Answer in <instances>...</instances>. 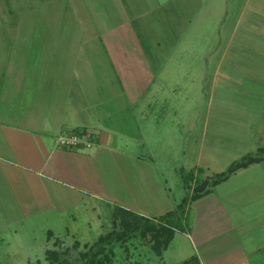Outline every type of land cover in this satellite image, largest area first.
I'll return each mask as SVG.
<instances>
[{"label":"crops","instance_id":"obj_1","mask_svg":"<svg viewBox=\"0 0 264 264\" xmlns=\"http://www.w3.org/2000/svg\"><path fill=\"white\" fill-rule=\"evenodd\" d=\"M111 2L107 14L94 11L99 28L72 32L91 42L107 37L109 27L126 28L122 35L132 45H100L104 62L82 63L75 45L62 48L67 62L9 61L0 101L4 94L14 111L24 97L25 109L7 120L0 112V205L28 221L88 200L155 219L185 202L184 229H174L158 264L192 257L200 264H252V233L264 230V156L196 199L177 193L190 170L221 172L264 145V0H140L133 13L124 0ZM112 19L116 25L101 22ZM135 20L137 28L130 25ZM150 22L152 38L139 43ZM96 44L88 46L92 53ZM22 69L34 71L33 78ZM210 75L208 106L215 98L219 107L207 108L203 119L178 110L176 86L180 99L192 98L190 85ZM51 85L68 88L44 98ZM80 129L93 133L89 148L56 145L58 134ZM53 233L47 227L44 234Z\"/></svg>","mask_w":264,"mask_h":264},{"label":"rangeland","instance_id":"obj_2","mask_svg":"<svg viewBox=\"0 0 264 264\" xmlns=\"http://www.w3.org/2000/svg\"><path fill=\"white\" fill-rule=\"evenodd\" d=\"M108 2L112 4L110 0H0V85L3 87L7 81L3 75L10 60H17L22 64L26 60L67 62L68 56L62 54V48L68 49L75 45L81 47V49L79 48V57H81L82 63H100L105 61L104 54L99 52L100 45L112 43L117 48H128L127 46L132 45L128 36L122 35V30L124 31L126 28L110 29L109 25L115 24L113 19L107 22L101 21L109 27V32L106 33L107 37L101 36L100 39H93L90 42L87 36L83 34L76 36V33H72L80 30L81 33L86 34V32H90L91 27L93 30L99 28L100 26H97L96 19H94V11L98 15L107 14ZM124 7H128L130 13L138 11L140 0H124ZM116 8L120 11L118 6ZM140 24L139 20L130 23L134 28ZM152 24L153 22H150L148 25L145 37H137L139 43H146L147 39L145 38H152L151 33L155 30ZM25 42H27L26 47ZM92 43L97 45V53H92L93 51L89 50L88 46ZM22 71L29 74L28 77L32 75L33 78L34 71L29 69H22ZM104 71L101 68L96 70V77L100 83H104ZM251 71L257 70L252 69ZM195 80L197 81V79ZM196 81L190 85L192 91L189 93L192 98L186 96L187 98L180 99L179 89L181 87L176 86L178 88L176 107L178 110H192L195 112L194 114L197 113L196 115L202 117L207 108L216 110L219 107V102L214 98L211 106L210 104L208 106L211 75L206 82L203 78L204 84ZM100 86L102 84H98V87ZM63 87L64 89L68 88V86L62 85L48 86V90L42 95L43 97L49 95L50 98H53L54 95L51 94L53 90L61 91ZM225 87L229 89L232 88V85ZM1 94L3 93L1 92ZM27 97L29 98V96ZM3 98L4 94L1 95L0 101L2 120H7L12 117L13 113L25 109V104L20 103V100L25 103L24 97L16 98L18 107L14 111L15 105H12V101L2 100ZM32 101L35 102V105L39 104V101ZM49 109L50 107L47 110ZM10 113L11 116H9ZM44 113L49 114L48 111H44ZM249 152L248 154L254 153L257 157H263L264 145L255 150H249ZM190 173L200 177L201 180H209L217 172L203 167L201 172L195 168L190 170ZM180 179L179 177L178 184L181 182ZM194 183V180L184 182V188H180L178 193L176 192L177 195L184 191L188 198L192 188L196 185ZM6 201H10V198ZM5 205H0V264H49L46 260V250L49 249L57 250L60 253L58 264H85V254H92V250L95 260L102 264H158L159 262L157 256L159 254L153 249L155 234L151 230L145 229L143 220L139 221L134 215L122 214L118 210L119 208L88 200L84 204L80 203V205L71 207L66 212L49 214L48 219L36 214L33 220L28 221L12 205L7 203ZM248 221L249 224L256 223L253 218H249ZM47 227L54 232L51 235L48 234V237L44 234ZM130 230L131 233H129ZM112 232L118 233V235H114L108 242L104 241L99 244L101 239L108 237V234ZM257 234L252 233L254 240L250 242L253 248V252H251L252 264H264V244L255 242V239L260 240L259 236L264 237V230L259 232V236ZM260 253L263 256L257 255ZM254 256L258 259H255Z\"/></svg>","mask_w":264,"mask_h":264},{"label":"trees","instance_id":"obj_3","mask_svg":"<svg viewBox=\"0 0 264 264\" xmlns=\"http://www.w3.org/2000/svg\"><path fill=\"white\" fill-rule=\"evenodd\" d=\"M262 157H257L256 154H246L242 156L241 158L233 161L228 165V167L221 171L214 174L209 180L202 179L200 177L194 176L193 173L187 174L184 176V182L187 183L189 180H194L195 187L192 188L191 193L189 195V198L196 199L204 194H206L212 185L221 182L225 180L230 174L235 172L236 170L246 167L250 165L251 163H255L257 161H260ZM198 172H201L203 170L202 167L196 168ZM117 208V207H115ZM118 209V208H117ZM122 214L127 215H134L139 221L143 220L145 229L151 230L154 235V244L153 249L157 254H159L162 249L167 245L169 240L172 237L173 231L175 228L178 229H184L182 220L184 218V210H183V204L165 214H162L158 216L155 219H149L146 217H143L138 214H134L128 211H125L121 208L118 209ZM129 222V218H128ZM126 221V223L128 224ZM129 226H131L129 224ZM131 233V230L129 231ZM114 235H118V233H110L108 234V237H105L104 239H101L102 241L99 242V244H102L104 241H109L113 238ZM119 237H122L119 235ZM60 253L57 250H46V260L49 264H58L60 261ZM85 264H102V262H97L94 257V252L92 250V254L89 255V253L85 254ZM178 264H200L199 261L192 257L188 260H185Z\"/></svg>","mask_w":264,"mask_h":264},{"label":"built area","instance_id":"obj_4","mask_svg":"<svg viewBox=\"0 0 264 264\" xmlns=\"http://www.w3.org/2000/svg\"><path fill=\"white\" fill-rule=\"evenodd\" d=\"M92 135L89 129L60 133L56 137V145L66 149L89 148L93 144Z\"/></svg>","mask_w":264,"mask_h":264}]
</instances>
